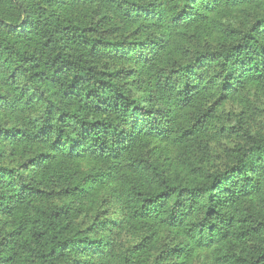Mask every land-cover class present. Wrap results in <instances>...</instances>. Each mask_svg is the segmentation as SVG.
<instances>
[{"label": "trees", "instance_id": "1", "mask_svg": "<svg viewBox=\"0 0 264 264\" xmlns=\"http://www.w3.org/2000/svg\"><path fill=\"white\" fill-rule=\"evenodd\" d=\"M0 264H264V0H0Z\"/></svg>", "mask_w": 264, "mask_h": 264}, {"label": "rangeland", "instance_id": "2", "mask_svg": "<svg viewBox=\"0 0 264 264\" xmlns=\"http://www.w3.org/2000/svg\"><path fill=\"white\" fill-rule=\"evenodd\" d=\"M251 95H252V94H251ZM251 95H248V99H249L250 101L254 100V98H253Z\"/></svg>", "mask_w": 264, "mask_h": 264}]
</instances>
